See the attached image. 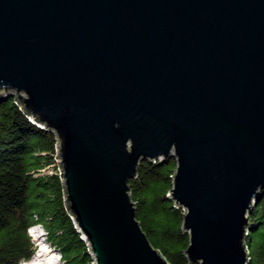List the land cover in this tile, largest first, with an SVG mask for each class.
<instances>
[{"label": "water", "instance_id": "water-1", "mask_svg": "<svg viewBox=\"0 0 264 264\" xmlns=\"http://www.w3.org/2000/svg\"><path fill=\"white\" fill-rule=\"evenodd\" d=\"M11 91L57 135L93 264H170L129 185L141 161L170 158L189 262L248 264L264 189V0H0V100Z\"/></svg>", "mask_w": 264, "mask_h": 264}, {"label": "trees", "instance_id": "trees-1", "mask_svg": "<svg viewBox=\"0 0 264 264\" xmlns=\"http://www.w3.org/2000/svg\"><path fill=\"white\" fill-rule=\"evenodd\" d=\"M37 122L39 117H33L17 95L0 100V264H22L34 256L29 230L37 224L47 230L64 264H93L66 199L56 162L57 135ZM176 168V158L141 161L129 182L130 194L150 242L170 264H191L186 254L190 234L183 227L186 210L169 195ZM249 225L248 264H264V189L249 214Z\"/></svg>", "mask_w": 264, "mask_h": 264}, {"label": "rangeland", "instance_id": "rangeland-1", "mask_svg": "<svg viewBox=\"0 0 264 264\" xmlns=\"http://www.w3.org/2000/svg\"><path fill=\"white\" fill-rule=\"evenodd\" d=\"M10 93L13 95H17L16 91H11ZM20 94H22L23 96L26 95L24 92H21ZM59 161H61V159L59 157L58 158L56 157L57 164ZM29 235L32 237L33 240V244L35 247V254L46 253L49 257H47L45 260L54 262V264H64L60 251L50 243V240L48 239V235H47V230L43 227L42 224H37L34 227L32 226L31 229L29 230ZM38 235H41V238L39 240L37 239ZM43 248H45L46 250H43ZM24 263L26 262H23L22 264Z\"/></svg>", "mask_w": 264, "mask_h": 264}, {"label": "bare ground", "instance_id": "bare-ground-1", "mask_svg": "<svg viewBox=\"0 0 264 264\" xmlns=\"http://www.w3.org/2000/svg\"><path fill=\"white\" fill-rule=\"evenodd\" d=\"M40 238H41V235H38L37 239L39 240ZM43 250H46V249L43 248ZM47 257L49 256L46 253H36L34 258L32 257L29 261H26V263L24 264H54V262L45 260Z\"/></svg>", "mask_w": 264, "mask_h": 264}, {"label": "clouds", "instance_id": "clouds-1", "mask_svg": "<svg viewBox=\"0 0 264 264\" xmlns=\"http://www.w3.org/2000/svg\"><path fill=\"white\" fill-rule=\"evenodd\" d=\"M34 227V226H33Z\"/></svg>", "mask_w": 264, "mask_h": 264}]
</instances>
